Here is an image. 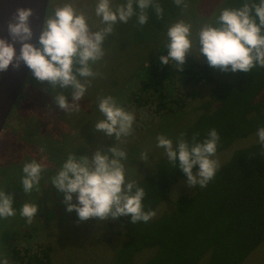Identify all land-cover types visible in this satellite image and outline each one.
<instances>
[{"label": "rangeland", "instance_id": "374dc122", "mask_svg": "<svg viewBox=\"0 0 264 264\" xmlns=\"http://www.w3.org/2000/svg\"><path fill=\"white\" fill-rule=\"evenodd\" d=\"M97 2L98 0H62L63 5L71 3L78 11L84 12L93 31L103 27L101 18L95 15ZM224 2L225 0H194L176 21L182 20L192 26V49L187 57H193L201 63L207 61L206 57L199 55L198 33L204 24L215 17ZM120 3H124V0H112L113 7ZM91 16L95 20L94 27L90 23ZM132 30L131 21L121 23L106 38L102 45L105 55L92 65L97 75L89 78L91 86L84 99L79 102V111L71 110L66 113L60 110L55 105L53 96L63 91L69 103H72L69 90L52 89L47 82L37 81L29 72L0 136V190L13 196V207L17 210L13 217L0 218V264L5 261L7 264H18L12 256V248L22 255L26 250L34 253L48 247L52 250V264H113L114 251L123 242L122 217L115 221L90 218L81 222L75 211L67 212L63 194L58 193L51 184L62 165L54 166L55 162L50 161L45 154L49 151L46 149L47 145L52 144L50 155L65 152L66 158L69 154H76L90 160L98 149L107 153L108 149L116 146L127 154V159L122 161L125 164L126 180L136 181L166 156L165 150L157 147V136L165 135L175 144L188 126L204 112L203 105L213 100L211 86L204 81L193 83L184 79L183 82L178 77L160 81V78L147 76L144 68L150 63L162 64L160 57L168 55V37L166 34L160 45H137L132 42ZM168 87L174 91L172 99H182L181 107L171 105V112L161 111L157 107L158 94L165 93ZM106 96L114 97L120 106L135 116L129 135L119 139L115 136L110 138L95 130L94 124L104 119L98 110V102ZM262 99L264 91L257 98ZM256 142L259 139L254 133L235 141L213 158L221 166L230 159L234 151ZM142 152H147V161L141 160ZM33 159L43 162L47 168L42 173L40 184L30 193H24L21 183L22 166ZM10 162L13 168L3 171ZM197 171L198 169L193 174ZM195 190L196 187H188L187 177L181 178L172 188L169 199L158 207L155 217L172 210L175 199L192 195ZM24 203L39 205L37 216L31 223L19 214ZM73 203H77L75 197ZM154 252L155 249H147L139 253L135 264H143ZM207 259L208 256H205L201 264ZM244 264H264V242Z\"/></svg>", "mask_w": 264, "mask_h": 264}, {"label": "clouds", "instance_id": "9594fccd", "mask_svg": "<svg viewBox=\"0 0 264 264\" xmlns=\"http://www.w3.org/2000/svg\"><path fill=\"white\" fill-rule=\"evenodd\" d=\"M173 2L178 7H188L187 0ZM149 8L154 9L157 19L163 18L164 10L158 0H124L115 7L112 0H98L95 15L101 18L103 27L93 31L86 14L66 3L44 19L38 46L31 43L34 37L30 23L35 14L33 9L18 8L7 23L12 42L0 38V73L6 72L10 65L19 69L23 63L37 81L47 82L52 89L69 90L72 103L63 91L53 96L60 110L66 113L79 111V102L91 86L89 78L97 75L92 65L105 55L102 45L106 38L114 33L119 24H127L134 16L140 26L147 24ZM191 27L181 20L167 28L168 55L160 57L163 65H169L171 60L182 71L187 56L191 54ZM16 43L21 45L19 54ZM198 43L199 55L206 57L210 67L221 72L250 73L257 66L264 68V0H244L238 8L222 9L215 23H206L201 27ZM98 110L104 119L94 124L97 132L117 139L131 133L135 116L120 106L114 97L100 98ZM184 135L181 134L175 145L165 135H158L157 147L163 148L168 162L173 167L178 166L186 175L188 187L199 185L205 188L220 167L218 160L213 158L220 136L213 128L203 142H198L194 135L189 143ZM256 135L264 146V127H259ZM126 159V152L116 146L108 149L107 153L98 149L91 160L69 154L51 181L57 192L63 194L66 211H75L81 222L90 218L115 221L130 216V222L135 224L141 221L147 223L154 218V211H144V188L135 181L126 180L125 164L122 162ZM147 159V152H142L141 160ZM197 166L198 171L193 174ZM46 168V164L35 159L23 163L21 183L24 193H30L40 184ZM74 197L77 203H73ZM13 202L12 195L0 190V218L17 214ZM38 209L36 203H24L19 214L31 223Z\"/></svg>", "mask_w": 264, "mask_h": 264}, {"label": "trees", "instance_id": "16d2710c", "mask_svg": "<svg viewBox=\"0 0 264 264\" xmlns=\"http://www.w3.org/2000/svg\"><path fill=\"white\" fill-rule=\"evenodd\" d=\"M193 1L187 0L188 7ZM158 2L164 10L162 19H157L154 9L149 8L147 24L140 26L135 16L130 20L133 43L160 45L167 28L188 8L176 6L173 0ZM243 2L225 0L209 23H215L222 9L238 8ZM144 71L160 81L178 77L183 82L184 79L193 83L204 81L211 86L213 100L203 105L204 112L184 133L183 138L189 143L194 135L198 142H203L214 128L220 136L217 154L264 127V99L257 100L264 91V68L257 66L250 73H225L210 67L207 61L201 63L187 57L182 71L174 61L169 65L150 63ZM173 93L168 87L165 93L158 94L159 110L171 112L172 104L181 107L182 99H172ZM51 145L46 149L51 151ZM48 158L58 166L66 160V153L55 152ZM10 166L7 163L4 171ZM197 169L198 166L193 172ZM184 177L166 156L157 161L135 181L146 192L142 201L144 211L156 212ZM173 205L172 210L147 223L133 224L130 216L122 217L123 242L114 251L113 264H135L136 256L147 249L155 252L143 264H201L205 256L208 259L203 264H244L264 242V146L256 142L234 151L207 187L197 185L192 195L178 197ZM11 251L18 264H52L50 247L34 253L26 250L22 255L15 248Z\"/></svg>", "mask_w": 264, "mask_h": 264}, {"label": "water", "instance_id": "95a60500", "mask_svg": "<svg viewBox=\"0 0 264 264\" xmlns=\"http://www.w3.org/2000/svg\"><path fill=\"white\" fill-rule=\"evenodd\" d=\"M48 2L49 0H0V38L11 43L7 23L18 8H32L35 14L30 18L34 32L31 43L38 46L39 35L47 14ZM15 48L17 54H19L21 45L16 43ZM29 72L30 70L21 63L19 69H14L10 65L6 72L0 73V136L24 87Z\"/></svg>", "mask_w": 264, "mask_h": 264}, {"label": "flooded vegetation", "instance_id": "af4514ba", "mask_svg": "<svg viewBox=\"0 0 264 264\" xmlns=\"http://www.w3.org/2000/svg\"><path fill=\"white\" fill-rule=\"evenodd\" d=\"M61 6H63V4H62V0H49V2H48V7H47V14H46V17L52 15L53 12H54V10H55L57 7H61ZM90 23H91V25L94 27L95 20H94L93 16H91V21H90ZM53 140H54V139H53ZM49 142H50V141H49ZM47 156L50 157V151L47 152ZM10 164H12V162H10ZM62 164H63V163H62ZM62 164H61V165H62ZM10 168H13V165H12V167L10 166ZM10 168H9V169H10ZM3 171H4V169H3ZM5 174H7V173H5ZM44 176H46V174H45ZM44 176H43V177H44ZM13 178H14V176H13Z\"/></svg>", "mask_w": 264, "mask_h": 264}]
</instances>
